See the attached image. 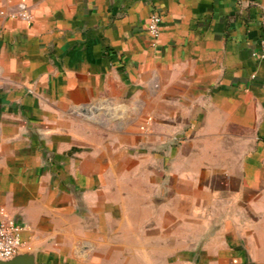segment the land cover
Listing matches in <instances>:
<instances>
[{"label": "crops", "instance_id": "1", "mask_svg": "<svg viewBox=\"0 0 264 264\" xmlns=\"http://www.w3.org/2000/svg\"><path fill=\"white\" fill-rule=\"evenodd\" d=\"M262 42L264 0H0V223L20 251L165 263L195 210L227 216L213 261L264 264Z\"/></svg>", "mask_w": 264, "mask_h": 264}, {"label": "rangeland", "instance_id": "2", "mask_svg": "<svg viewBox=\"0 0 264 264\" xmlns=\"http://www.w3.org/2000/svg\"><path fill=\"white\" fill-rule=\"evenodd\" d=\"M194 213L189 215L190 222L187 224L188 230L184 229L185 225L175 222H180V216H176L177 220H174V232L172 239V250L170 259L165 263L156 264H248L242 262L240 259L242 256L236 259H225L213 261V258L217 256L218 252L225 249H230L225 242L223 236H227V231H217L220 226H223L226 215H210L204 217V223L198 224V216ZM175 216V215H174ZM186 218L185 216H181ZM200 217V218H202ZM175 219V217H174ZM215 220V221H213ZM210 221V222H209ZM183 225V228L181 227ZM209 231H206L207 228ZM203 228H206L203 230ZM221 240H217V238ZM240 251V250H239ZM188 252L189 257L184 258L183 253ZM241 257V258H240ZM125 264H152V263H137L126 262ZM251 264V263H249ZM253 264V263H252Z\"/></svg>", "mask_w": 264, "mask_h": 264}, {"label": "built area", "instance_id": "3", "mask_svg": "<svg viewBox=\"0 0 264 264\" xmlns=\"http://www.w3.org/2000/svg\"><path fill=\"white\" fill-rule=\"evenodd\" d=\"M21 16L30 22L31 19L27 14H22ZM159 24L160 15L153 13L147 30L155 40L160 36ZM258 56L261 60H264V42L261 43V51ZM20 230L21 228L13 222L0 223V260L9 259L20 250Z\"/></svg>", "mask_w": 264, "mask_h": 264}, {"label": "water", "instance_id": "4", "mask_svg": "<svg viewBox=\"0 0 264 264\" xmlns=\"http://www.w3.org/2000/svg\"><path fill=\"white\" fill-rule=\"evenodd\" d=\"M0 264H37V260L34 253L19 250L11 258L0 260Z\"/></svg>", "mask_w": 264, "mask_h": 264}]
</instances>
